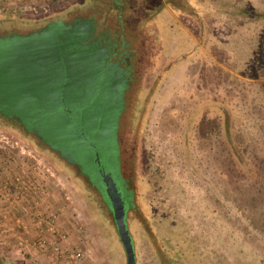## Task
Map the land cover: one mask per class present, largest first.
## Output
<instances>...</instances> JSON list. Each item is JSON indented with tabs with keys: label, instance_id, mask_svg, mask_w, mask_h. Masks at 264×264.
Returning <instances> with one entry per match:
<instances>
[{
	"label": "rangeland",
	"instance_id": "1",
	"mask_svg": "<svg viewBox=\"0 0 264 264\" xmlns=\"http://www.w3.org/2000/svg\"><path fill=\"white\" fill-rule=\"evenodd\" d=\"M84 26L86 43L108 52L102 97L83 106L99 86L96 47L85 69L73 62L67 103L86 110L88 141L122 188L135 264H264V0H0V67L15 54L3 71L13 94L32 86L39 111L56 110L43 77L21 80L30 50L15 47ZM2 114L0 224L3 214L15 224L0 236L4 264H126L84 144L55 140L65 138L61 118L42 132L29 122L40 112ZM54 235L64 254L41 247L40 236Z\"/></svg>",
	"mask_w": 264,
	"mask_h": 264
},
{
	"label": "trees",
	"instance_id": "2",
	"mask_svg": "<svg viewBox=\"0 0 264 264\" xmlns=\"http://www.w3.org/2000/svg\"><path fill=\"white\" fill-rule=\"evenodd\" d=\"M243 12L250 14V11L247 7L243 6V9H241ZM65 28V27H64ZM89 30L88 26H84L81 31H78V36L75 35V30H74V36H73V30L71 28H65L63 30H60L59 32L62 33L61 36H59V32L56 31L55 27L53 28V36H49L50 38H47L48 44H47V49L48 50H52L53 49V43H55L58 48V51L60 53V58L62 59L64 66H65V70L64 73L62 75H56L57 70L54 69L53 72L51 73L53 69L52 65L55 66L56 68H58L57 65V60L55 55H53V53H46L47 55L45 56V58H50L52 61V64H48L45 65V61L43 59V62L41 61H36L34 60L32 57H28V59L30 61H32V63H26V64H22V69H25L26 72L28 73L27 75L30 76V78H28L27 76V80H34L35 77H37L39 75V77H43V81L46 83L44 86L47 87L48 90V94H46V97H51L52 101L56 102L57 97L60 99V105L56 110H48L45 109L42 106V110L43 108L45 109L44 112L41 113V111H39V107L36 106L34 109V112L39 113L40 114L36 117V118H40L41 116L44 117V115H49V117L47 119H45L43 121V127L44 125H46V127L51 128V129H58L61 128V122H57V120L59 121L60 118L61 120H63V124H64V128H63V134L65 136L64 138V143L65 145H73V146H77L80 147V138L83 139V135L86 136V139H84L86 142L88 141V136L86 135V131H87V127L86 125L80 123V119L83 113H81V115H79L76 111H77V107L79 106V104H75L72 105L70 103H67V99L72 97V92L76 91L77 86L74 85L73 83H71L72 81H75L76 79L70 74L68 73L67 69H66V64L64 62V55H67L68 57H70L72 59V63L70 64L72 66L73 62L76 61L77 63V51L81 52V56H82V60L84 62H86V65H88L89 59L90 62L91 61V50H94L98 45L96 44V42H92L90 44L86 43L87 41V31ZM50 31V30H49ZM51 32V31H50ZM69 33L70 34V39L65 38L63 35L64 33ZM52 33V32H51ZM51 46V47H50ZM99 48L101 47V55H100V60L96 62V68L99 69V72L97 73V75L94 77L95 83L99 81V86H98V90L96 91L95 94H93L92 99L94 98L95 101L98 100V98L101 99L102 97V88L104 87V83H105V77H102L101 80L98 78L100 75H102L101 73L105 70V63L106 61V57L108 55V52H106L107 50L104 49V47H102L101 45L98 46ZM97 47V48H98ZM98 51V50H97ZM5 52H7V50H5ZM70 53V54H69ZM36 64V65H35ZM34 66H43V71H40V73L35 69ZM89 66V65H88ZM21 69V68H19ZM47 69H50L51 72L47 73ZM37 72L39 74H37ZM51 73V74H50ZM51 75V76H50ZM26 80V81H27ZM69 81V82H68ZM80 81L82 82L83 80L80 79ZM90 83H92V80H90ZM33 84V83H32ZM92 87V86H91ZM87 89V88H86ZM85 89V90H86ZM85 90L83 89V94L85 95ZM30 95H32L34 98H38V95L33 94L32 92H29ZM99 99V100H100ZM98 100V101H99ZM93 101V100H92ZM116 102L118 103V101L116 100ZM93 104V103H92ZM95 105V104H93ZM86 109L88 110H92L93 107L91 106V103L86 105H83ZM57 115V117H55ZM102 116V114H100ZM99 115V118L101 117ZM33 118V119H36ZM98 118V119H99ZM82 132V133H81ZM77 133L80 136H77ZM55 140H58L57 142L59 143L61 140H59L60 138L55 137ZM89 144V143H88ZM90 146H92L91 144H89ZM110 145V148H108V150H110V152L112 151ZM95 157H93L92 161L95 164L96 161L94 159ZM5 257V256H4ZM0 262L1 263H6V257L2 258L0 256Z\"/></svg>",
	"mask_w": 264,
	"mask_h": 264
},
{
	"label": "flooded vegetation",
	"instance_id": "3",
	"mask_svg": "<svg viewBox=\"0 0 264 264\" xmlns=\"http://www.w3.org/2000/svg\"><path fill=\"white\" fill-rule=\"evenodd\" d=\"M43 30H41L39 33H35V34H30L29 36L27 37H23L22 40H21V43L19 42L18 45H16L15 49L18 50V48H28L30 51H29V56L27 54H25V63H32V61L30 60H26L28 57H32L34 60L36 61H41L43 62ZM51 34V32H50ZM50 34H46L47 37L46 38H50L49 36H51ZM61 36V35H59ZM57 45L55 43H53V49L52 50H48V53H53V55H55L56 57V60H57V65H58V68H56L55 66L52 65L53 69H51L52 71L54 69L57 70L56 72V75H62L64 73V70H65V66H64V63L62 61V59L60 58V53L58 51V48L56 47ZM51 47V46H50ZM26 48V49H27ZM101 50V47L99 48L98 47V51ZM80 53V52H78ZM70 54V53H69ZM15 54H11V55H6V61L3 62V65H1L0 67V110L3 111V116L5 114H8L10 115L11 113H17V111L19 112H23V114L25 115H28V116H34L33 114H31L32 112H34V109L35 107L37 106V103L40 102L42 104L43 102V96L42 95H38V98H34L32 95L29 94V92H31L33 88H31L29 85L28 87H26V90L24 89L23 91H20L18 94H13L12 91H17V89H10L11 87V81L13 80L12 78H9V74L7 75V77L5 78L4 75H3V71H5L6 69H10L11 67V64H9V61H8V58L9 59H12V56H14ZM66 58L65 60V63L67 64L66 66V69L69 73L70 71V68H72V66L70 65L71 64V58L68 57L67 55H64ZM5 58V57H4ZM36 65V64H35ZM35 69L40 73V71H43V66L39 67V66H34ZM49 70V69H48ZM37 72V74H39ZM54 73V72H52ZM51 74V73H50ZM39 77V75L37 76ZM22 81H25V82H30V83H36L37 82V79H32V80H27V77L26 76H23V79H21ZM27 80V81H26ZM69 82V81H68ZM71 83H73L74 85L78 84L76 81H72ZM58 98V97H57ZM93 104H96V101H94ZM27 105L28 108L25 106ZM94 105H91L90 107H93ZM24 107L27 108V110H24ZM87 110V109H86ZM86 110L84 109L83 111L80 110L81 112H83L82 114V119H85V115L86 114ZM89 111V110H87ZM77 112V111H76ZM81 115V114H80ZM49 117V115H44L41 116L40 118H36V119H29V122H30V125L35 127L37 130H40L41 129L43 130L42 132H45V130L43 129V121L45 119H47ZM104 116L102 115L98 120V123L99 122H104ZM81 119V120H82ZM28 120V119H27ZM101 126H99L100 128ZM100 131V129H99ZM98 131V132H99ZM82 133V132H81ZM43 135V134H42ZM77 136H80L78 133H77ZM84 139H86V136L83 135V139L80 138V145L84 144L82 147L83 148H80V151L79 152V155H81L83 157V161L85 163V166L84 168L86 170H89L91 171V173L95 174V177H99L101 179V174L103 172H107L104 167L102 166L100 160H99V152L95 150L94 148V145L92 142H86ZM64 138H61V143H64ZM91 144L92 146H90L89 144ZM92 151L94 152V155H96V163L94 165H91L90 164V154H92ZM66 153V152H65ZM72 153H75L74 151ZM72 153H66L68 155V157H75L72 155ZM69 159V158H68ZM75 159V158H74ZM102 181V179H101ZM103 183V181H102ZM118 186V185H117ZM120 190V188H119ZM122 190V188H121ZM122 192V191H121ZM123 193V192H122ZM123 203H124V200H123ZM125 205V203H124Z\"/></svg>",
	"mask_w": 264,
	"mask_h": 264
},
{
	"label": "water",
	"instance_id": "4",
	"mask_svg": "<svg viewBox=\"0 0 264 264\" xmlns=\"http://www.w3.org/2000/svg\"><path fill=\"white\" fill-rule=\"evenodd\" d=\"M47 44H48L47 39H43V59L51 61L50 58H45V56L47 55L46 53L48 52ZM78 52L79 51L74 53V54H77L78 67L85 69L88 66L86 65V62L82 60L81 53H78ZM63 58L65 62L67 57L64 56ZM101 179L103 181V185L105 187V191H106V194H107V197H108V200H109L112 212H113V218H114L115 226H116V229L119 235V239L125 251L126 264H135L133 245L131 242L130 234L126 226V220H125L126 205H124L123 203L122 192L121 190H119V186H117L118 183L116 182L114 176L111 175L110 173L103 172L101 174Z\"/></svg>",
	"mask_w": 264,
	"mask_h": 264
},
{
	"label": "built area",
	"instance_id": "5",
	"mask_svg": "<svg viewBox=\"0 0 264 264\" xmlns=\"http://www.w3.org/2000/svg\"><path fill=\"white\" fill-rule=\"evenodd\" d=\"M47 230L52 234H55L56 232H58L57 229H55L53 224H49V227L47 228ZM61 237H63V236H61ZM18 238H19V243L21 244V237H18ZM57 240L58 239H56L55 235L53 236L52 239L43 238V236L39 237V242H40L41 247H45V245L48 241V244H52L51 247L55 253L64 254V251L62 250L61 242H59ZM79 256H80V253H78V252L72 254L73 258H77Z\"/></svg>",
	"mask_w": 264,
	"mask_h": 264
},
{
	"label": "crops",
	"instance_id": "6",
	"mask_svg": "<svg viewBox=\"0 0 264 264\" xmlns=\"http://www.w3.org/2000/svg\"><path fill=\"white\" fill-rule=\"evenodd\" d=\"M1 210V209H0ZM1 214H2V211H0V216H1ZM12 215L13 214H11V217L9 218V220H11L12 221ZM2 218H3V220L5 221V222H2L1 224H0V236H1V238H3V235L4 236H7L6 234L9 232L8 231V229L10 230L14 225H9V223H8V221H6V219H8V218H6V215L5 214H3L2 215ZM2 220V221H3ZM19 220V218H16V221H18ZM10 221V222H11ZM14 222V221H13ZM10 226V227H9ZM17 234V233H16ZM21 236V235H20ZM23 237V236H22ZM36 259H37V257H35ZM34 258V259H35ZM37 260H40V262H38V263H43V257H40V259H39V257H38V259Z\"/></svg>",
	"mask_w": 264,
	"mask_h": 264
}]
</instances>
